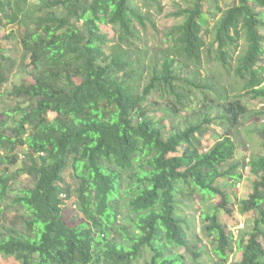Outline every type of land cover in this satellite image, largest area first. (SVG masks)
I'll use <instances>...</instances> for the list:
<instances>
[{
  "label": "trees",
  "instance_id": "obj_1",
  "mask_svg": "<svg viewBox=\"0 0 264 264\" xmlns=\"http://www.w3.org/2000/svg\"><path fill=\"white\" fill-rule=\"evenodd\" d=\"M183 1L186 6L172 14L182 22L167 33L170 47L155 60L148 57L142 39L152 14L143 13L136 0L43 3L47 14L39 25L58 34V64L79 65L84 78L77 82L60 77L51 85L49 74L41 76L37 95H28L34 105L16 107L11 123H0V206L18 175L35 182L13 201L28 218L25 230L0 235V256L19 264H138L150 252L153 256L145 264H199L202 252L188 239L191 222L180 207L182 198L197 196L202 203L221 197L220 205L203 211L204 230L222 262L235 253V236L216 214L221 208L232 215L230 199L218 182L242 179V174H233L241 164L226 166L235 158L234 136L249 107L239 96H231L220 80L203 77L200 68L206 51L211 58L214 49L215 62L234 74L247 96L264 102V67L259 65L264 21L257 11L264 9V0H234L226 10L219 0ZM206 4H214L220 18L212 14L213 7L206 10ZM16 5L14 0H0L1 28L5 22H21ZM103 27L117 34L110 53ZM7 60L0 48V90L8 82ZM190 66L193 72H187ZM146 72L149 78L141 91ZM21 91L15 96L25 95ZM154 94L169 99L172 108L163 113L170 118H176L180 108L190 110L193 101L203 107L185 128L167 126L165 117L159 119L144 107ZM50 113L57 115L54 120ZM257 115L264 117V112ZM214 124L223 127L224 134L203 151L196 141ZM260 133L264 138V129ZM20 148L29 150L31 164L11 175L1 167H16ZM248 167L255 177L253 192L240 202V209L255 217L250 234L237 244L242 260L234 264H264V157L252 159ZM68 169L78 181L81 221L73 226L64 215L74 196L72 185L64 180ZM125 208L130 215L123 214L120 224ZM124 223L133 225L131 233ZM116 235L129 245L118 243ZM176 248L185 249L186 255L174 253Z\"/></svg>",
  "mask_w": 264,
  "mask_h": 264
},
{
  "label": "rangeland",
  "instance_id": "obj_2",
  "mask_svg": "<svg viewBox=\"0 0 264 264\" xmlns=\"http://www.w3.org/2000/svg\"><path fill=\"white\" fill-rule=\"evenodd\" d=\"M19 9L22 20L17 25L5 24V28L0 27V48L3 54L8 57L6 62L8 71V82L0 90V123L10 122L13 115V110L18 106L24 108L34 105L35 100H31L28 95H37L36 86L37 80L41 76L49 74L48 79L51 85H56V82L62 79H73L77 82L84 78V75L79 65H71L64 67L58 64V54L55 50L58 34H54L47 27H40L39 20L45 18L47 12L43 8V3L46 0H14ZM138 7L143 13L152 14V23L147 27L146 33L142 34L143 43L147 45L149 55L152 60L161 59L165 50L168 49L169 42L167 33L177 24L182 22L181 19L172 16L180 6H186L183 0H154L153 3H147L146 0H136ZM234 0H219V6L226 10L234 4ZM212 8V14L220 18L214 4L205 5V9ZM261 13L262 20L264 21V9H258ZM214 25L211 22L210 28ZM264 35V27L261 29ZM104 34L108 36L109 44L106 46V51L111 52V49L117 38L116 32L112 27H103ZM210 43V37H207ZM207 53V51H206ZM202 60L200 71L205 78H214L223 82L224 87L227 89L231 96L242 99L243 103L248 105L249 113L245 115L242 125L238 130L234 141L237 145V152L235 158L226 166L236 163L242 166L233 174H242L241 180L233 178H224L218 182V186L224 194L230 199L228 207L232 210V215L228 214L224 209H217L216 214L220 222L227 227L229 232L235 236V253L230 256L227 263L222 262L215 254L216 244L213 238L208 236L205 232V223L202 221L203 211L209 212V209L214 208L221 203V197L202 203L200 198L194 197L182 198L183 204L181 207V215L185 216L191 222L190 229L186 230L189 241L195 251L202 252V256L198 261L199 264H234L242 260V253L240 252L237 244L239 241H244L247 234H250L253 228L254 213L243 215L240 209V202L247 199L253 192V180L255 177L251 173L249 163L254 158L264 157V138L260 130L264 129V117L258 116V112H264V102L260 100H252L247 96L246 91L240 86L239 80L233 73H226L213 59L215 51L212 50L211 58L207 55ZM239 54V53H238ZM60 69H58V66ZM259 65L264 67V57L260 60ZM195 67H191L187 72H193ZM60 75L58 79L55 76ZM54 76V77H52ZM144 80L140 83L141 91L143 86L147 83L149 74H144ZM21 88V92L25 95L16 97L14 92ZM23 88V89H22ZM175 101V100H174ZM194 102V103H193ZM190 103V110L180 108L175 117H169L163 113L164 109L171 107L169 99L165 98L160 100L157 94L150 96L145 103L144 107L159 119L165 117L166 125L180 126L185 128L187 122L195 121L193 114L200 112L203 107L201 102L193 101ZM56 114L50 113L48 115L50 120L56 118ZM212 116H209L211 118ZM224 129L218 124L212 126V130L206 133L203 137H198L196 141L198 146L203 151L212 148L218 141V136H223ZM29 150L26 148L18 149L19 162L16 167L8 168L7 166L1 169H8L11 175H15L18 169L22 168L25 164H31V159L28 157ZM26 157V158H24ZM38 163L40 164L39 160ZM64 180L66 183L72 185L73 198L67 201L64 207V215L70 225H76L81 221V216L78 213L76 202L77 195L75 194L78 186V181L74 179L71 169L64 173ZM35 182L32 178L27 177L25 174L18 175L12 182L13 188L10 192L5 203L0 206V235L3 237L9 236L11 230L23 231L25 230L24 219L28 213L21 206L14 205L13 201L23 191L31 189ZM206 204V205H205ZM128 215V210L125 208L122 211L120 224H123L124 215ZM28 218V217H26ZM128 227L129 233L133 231V225L124 223ZM114 235V234H113ZM117 236L118 243L124 242L120 235ZM174 253L186 255V250L183 248L174 249ZM153 254L148 252L138 264H145L149 262ZM190 260V259H189ZM189 264H194L193 261H188ZM0 264H19L14 258L0 256Z\"/></svg>",
  "mask_w": 264,
  "mask_h": 264
}]
</instances>
